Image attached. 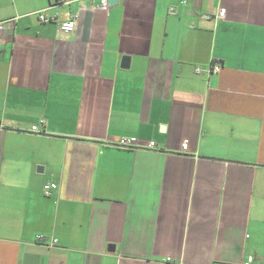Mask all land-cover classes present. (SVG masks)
<instances>
[{
  "label": "crops",
  "instance_id": "obj_1",
  "mask_svg": "<svg viewBox=\"0 0 264 264\" xmlns=\"http://www.w3.org/2000/svg\"><path fill=\"white\" fill-rule=\"evenodd\" d=\"M100 1L0 0V264H264V0Z\"/></svg>",
  "mask_w": 264,
  "mask_h": 264
},
{
  "label": "built area",
  "instance_id": "obj_2",
  "mask_svg": "<svg viewBox=\"0 0 264 264\" xmlns=\"http://www.w3.org/2000/svg\"><path fill=\"white\" fill-rule=\"evenodd\" d=\"M71 0H53V5L55 4H67L69 3ZM100 8H103V9H107L108 8V4H107V0H101L99 5H98ZM45 9H40L37 11L38 13V17L41 21L43 22H46V21H51V20H54L55 19V16H51V17H48L46 14H45ZM225 13V9L224 8H220L219 9V12H218V15L219 17H222ZM76 15H73V14H70L68 18L60 21L59 23V27L61 29V31L63 32H71L74 30L75 26H76ZM11 21V19H6V20H2L0 21V29H3L5 27V25ZM220 69V65L217 64V63H212L211 64V67L209 68V73H212V72H217L219 71ZM197 71H199L197 69ZM32 130L36 131L38 130V127L37 126H33L32 127ZM117 144L121 147H133V146H136L137 145V139L136 137L134 136H121L118 138L117 140ZM155 145L154 141H150L147 146L148 148H153ZM186 142H183L182 143V148L183 150L186 148ZM56 187V184L53 183V182H50V183H46L44 185V193L45 194H49L50 190H52L53 188ZM167 263L169 264H180L178 262H175L173 261L172 258L168 257L167 258ZM253 262V257L252 256H248L247 259L241 261V262H224L223 264H251Z\"/></svg>",
  "mask_w": 264,
  "mask_h": 264
},
{
  "label": "water",
  "instance_id": "obj_3",
  "mask_svg": "<svg viewBox=\"0 0 264 264\" xmlns=\"http://www.w3.org/2000/svg\"><path fill=\"white\" fill-rule=\"evenodd\" d=\"M117 2V0H107V4H114V3H116ZM128 60H129V58L128 57H126V56H124L123 57V59H122V64L124 65V66H127V62H128ZM41 169V168H40Z\"/></svg>",
  "mask_w": 264,
  "mask_h": 264
}]
</instances>
